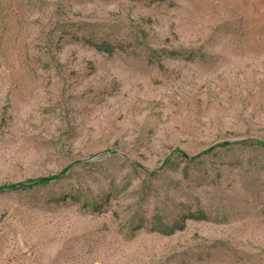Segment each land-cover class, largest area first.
<instances>
[{
  "label": "rangeland",
  "instance_id": "1",
  "mask_svg": "<svg viewBox=\"0 0 264 264\" xmlns=\"http://www.w3.org/2000/svg\"><path fill=\"white\" fill-rule=\"evenodd\" d=\"M259 143L264 0H0V264H264Z\"/></svg>",
  "mask_w": 264,
  "mask_h": 264
},
{
  "label": "trees",
  "instance_id": "2",
  "mask_svg": "<svg viewBox=\"0 0 264 264\" xmlns=\"http://www.w3.org/2000/svg\"><path fill=\"white\" fill-rule=\"evenodd\" d=\"M154 1H163V0H154ZM89 44L91 46H93L96 50H98L99 52H104V53H108V54H112L113 53V49L110 46H107L105 44H97L94 42H89ZM227 144H222L221 146H226ZM260 146L264 147L263 143H259ZM214 150V148H210L209 150H206L203 154H208L210 152H212ZM176 153L180 156L185 158L186 160H194L197 159L198 157H200L201 155H198L194 158H190L189 156H187L184 152L182 151H176ZM166 164L164 163V166ZM67 173V170L63 171L60 174L51 176V177H41V178H37V179H33V180H28L22 183H18V184H12V185H2L0 186V194L6 191H21V190H26V189H31L34 188L36 186H44L47 185L51 182L57 181L59 179H61L65 174ZM195 219H205L203 218V216H198L195 217ZM161 232L163 230H160ZM165 233V232H163Z\"/></svg>",
  "mask_w": 264,
  "mask_h": 264
}]
</instances>
